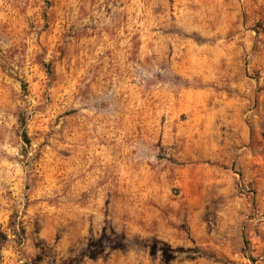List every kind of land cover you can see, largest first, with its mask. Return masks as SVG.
<instances>
[{
  "label": "rangeland",
  "instance_id": "obj_1",
  "mask_svg": "<svg viewBox=\"0 0 264 264\" xmlns=\"http://www.w3.org/2000/svg\"><path fill=\"white\" fill-rule=\"evenodd\" d=\"M0 264H264V0H0Z\"/></svg>",
  "mask_w": 264,
  "mask_h": 264
},
{
  "label": "trees",
  "instance_id": "obj_2",
  "mask_svg": "<svg viewBox=\"0 0 264 264\" xmlns=\"http://www.w3.org/2000/svg\"><path fill=\"white\" fill-rule=\"evenodd\" d=\"M21 123H24L22 119H21ZM22 136H23V140H24L25 143H29L30 142L25 131H23ZM187 254H188V256H192L193 257V256H195L197 254V252L196 251H190Z\"/></svg>",
  "mask_w": 264,
  "mask_h": 264
}]
</instances>
